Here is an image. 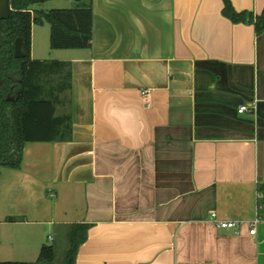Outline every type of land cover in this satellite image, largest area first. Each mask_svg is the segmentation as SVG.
I'll return each mask as SVG.
<instances>
[{"label":"crops","instance_id":"obj_1","mask_svg":"<svg viewBox=\"0 0 264 264\" xmlns=\"http://www.w3.org/2000/svg\"><path fill=\"white\" fill-rule=\"evenodd\" d=\"M90 3L91 47L55 50L71 139L0 168V262H36L46 237L86 224L77 264H264V32L223 0Z\"/></svg>","mask_w":264,"mask_h":264},{"label":"trees","instance_id":"obj_2","mask_svg":"<svg viewBox=\"0 0 264 264\" xmlns=\"http://www.w3.org/2000/svg\"><path fill=\"white\" fill-rule=\"evenodd\" d=\"M48 1L51 0H10V18L0 20V168L20 169L28 143L71 139V117L56 116L58 95L71 88L70 63L33 59L32 29L34 25L48 23L53 50L87 49L92 45L94 12L90 2L75 9L49 12L34 9ZM223 1L224 17L234 24L254 25L258 35L264 32V10L261 15L250 11L238 12L230 0ZM18 38L23 41V59L15 57ZM52 77H59L62 81L48 94L47 85ZM52 90L57 95L52 96ZM69 228V249L64 264H77L79 248L86 242L90 226L75 224ZM56 255V247L46 244L36 262L0 264H56Z\"/></svg>","mask_w":264,"mask_h":264},{"label":"rangeland","instance_id":"obj_3","mask_svg":"<svg viewBox=\"0 0 264 264\" xmlns=\"http://www.w3.org/2000/svg\"><path fill=\"white\" fill-rule=\"evenodd\" d=\"M90 0H85L84 2H76L72 0H51L44 4L36 6V10L49 12L55 9H75L82 8L83 6L89 4ZM34 57L37 60H56L59 58V53L63 51H55L51 48V26L48 23L44 25L34 26ZM54 241L49 240L46 237V244L53 245L56 247V264H64V259L69 249L68 241L64 236L55 235L53 233Z\"/></svg>","mask_w":264,"mask_h":264},{"label":"water","instance_id":"obj_4","mask_svg":"<svg viewBox=\"0 0 264 264\" xmlns=\"http://www.w3.org/2000/svg\"><path fill=\"white\" fill-rule=\"evenodd\" d=\"M11 11L12 9L10 6V0H0V20L9 19ZM95 14L96 13L94 12V15ZM15 57L18 59H23L25 57V54L23 52V41L20 38H18L15 42Z\"/></svg>","mask_w":264,"mask_h":264},{"label":"built area","instance_id":"obj_5","mask_svg":"<svg viewBox=\"0 0 264 264\" xmlns=\"http://www.w3.org/2000/svg\"><path fill=\"white\" fill-rule=\"evenodd\" d=\"M246 110H247V107H242L240 109V112L243 113ZM213 217L216 218L217 217L216 214H213ZM215 222L217 224V227L223 228V229L235 228L237 225L235 222H225V221H217V220ZM251 233L254 234L255 230H252Z\"/></svg>","mask_w":264,"mask_h":264}]
</instances>
